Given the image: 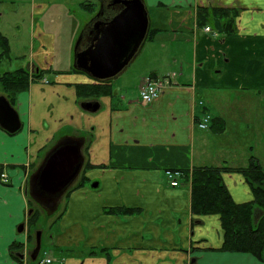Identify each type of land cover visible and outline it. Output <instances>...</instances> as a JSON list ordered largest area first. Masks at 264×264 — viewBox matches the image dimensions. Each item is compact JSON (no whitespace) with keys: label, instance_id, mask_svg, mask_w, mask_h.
<instances>
[{"label":"crops","instance_id":"crops-1","mask_svg":"<svg viewBox=\"0 0 264 264\" xmlns=\"http://www.w3.org/2000/svg\"><path fill=\"white\" fill-rule=\"evenodd\" d=\"M112 2L0 0V53L3 43L9 49L0 64L15 61L49 80L10 101L20 131L0 127V264H27L19 253L37 231L28 223L29 181L54 148L77 139L84 166L49 224L59 232L47 234L57 263L68 264L56 248L71 246L64 234L73 231L74 242L110 253V264H264L251 253L222 251L220 217L192 214L189 182L174 188L165 176L219 168L236 203L254 199L238 171L264 168V0H143L147 39L122 72L98 80L76 67V55L91 44L96 23L120 12ZM168 75L160 96L142 103L148 79ZM87 102L100 108L85 110ZM113 207L140 211H105ZM87 264L105 262L90 257Z\"/></svg>","mask_w":264,"mask_h":264},{"label":"water","instance_id":"water-1","mask_svg":"<svg viewBox=\"0 0 264 264\" xmlns=\"http://www.w3.org/2000/svg\"><path fill=\"white\" fill-rule=\"evenodd\" d=\"M120 12L106 22L95 24L91 44L76 55V67L98 80H109L122 72L148 37L150 19L143 0H115ZM90 112L100 108L98 102L83 103ZM0 127L10 134L20 131L19 114L5 95H0ZM84 165L80 142L64 141L46 157L33 177L37 193L60 198L79 176ZM34 186V185H33ZM36 191L33 194L36 195ZM24 225L19 226L23 231ZM42 232H37L32 260L41 250ZM23 259L24 256L20 255ZM190 264H195L193 259Z\"/></svg>","mask_w":264,"mask_h":264},{"label":"trees","instance_id":"trees-1","mask_svg":"<svg viewBox=\"0 0 264 264\" xmlns=\"http://www.w3.org/2000/svg\"><path fill=\"white\" fill-rule=\"evenodd\" d=\"M216 13L222 15L225 11L217 10ZM4 40L5 38L0 36V42ZM8 55L9 49L3 43L0 63L2 62L1 59ZM32 77L34 78L31 79L24 69H17L13 72H0V84L2 89L9 94L8 97L12 103L15 102L18 93L26 91L31 83L39 81L43 76L41 73H35ZM238 172L244 175L252 188L254 199L247 203L238 204L234 201L225 183L223 170L219 168H197L192 172H183L182 182L187 183L190 181L189 183H191V210L194 215H217L220 217L224 230L222 251L251 253L264 261V168L252 163L249 168L241 169ZM256 209L263 212L261 218H258ZM105 211L113 214L132 215L140 210L113 207ZM39 219V213L33 212L28 222L32 231L34 226L38 224ZM32 237L33 234L30 235V238ZM102 254H108V252L98 253L96 250H92L89 256L95 257Z\"/></svg>","mask_w":264,"mask_h":264},{"label":"rangeland","instance_id":"rangeland-1","mask_svg":"<svg viewBox=\"0 0 264 264\" xmlns=\"http://www.w3.org/2000/svg\"><path fill=\"white\" fill-rule=\"evenodd\" d=\"M211 25H212V27H214L213 24H211ZM9 34H13V29L9 30ZM5 60H7V57L5 58ZM22 65L23 64L16 63L15 61L11 62L10 64H8V61H5V64H0V71H2V70L3 71L4 70L14 71L16 69H19ZM2 90H3L2 86L0 85V94H3ZM233 93L234 92H232V91H225V90L222 92V94L230 95V97H232L233 101H234V100H236L237 95L233 94ZM80 140H81V142H80ZM76 142L82 143L83 139H77ZM84 142H85V140H84ZM84 144H83V146H84ZM33 179L31 181H29V188H28V191L30 194V199H31L30 200V202H31L30 209H34L32 212H38L39 216H40V221L38 222V224L36 226H34L33 230L36 227L37 231L41 230L44 234L43 235V248H42V255H44V251H49L51 249V246H49L47 244V238L50 237L51 233H52L51 235L53 237H56L57 233L59 232L57 226L50 228L49 224L53 221V219H52L53 217H55V218L59 217L58 214H59L60 210H58V207H60V202L62 203L63 197H61L59 199H54L51 201L52 205H50V206L47 205L46 203L42 202V200H40V198L37 197V193H36V196L33 194V191H34L33 189H35V183H34ZM76 181H77V179H76ZM86 183L89 184V188L91 190H96L95 188H92V187H94V184H93L94 182L92 183V182L86 181ZM189 185H190V189H191V183H189ZM191 194H192V189H191ZM62 204L64 205V203H62ZM62 206L60 208H62ZM192 214H194V213H192ZM48 233H49V236L47 237ZM64 235H65V239H64L65 243L70 244L71 246L68 245L67 247H65V249H63V252H62V249H60V248H56V249H57V252L64 253L63 255L61 254V257H64L65 260L67 259L68 264H70V263L83 264V262H84V264H87L90 260V257H91V256H89L90 251L96 250L98 253L100 252V249H90L89 247L86 248V246L84 244H80V242H76V241L74 242V240H72V239H74V236H75L73 231H68L67 233L65 232ZM31 239H33V240L31 241ZM29 241H30V242H28L29 247H27L25 249V252L27 255H29L36 246V233L33 235L32 238H30ZM53 251L57 255V253L54 249H53ZM46 256L48 258H52L53 264H59V263H57L59 261V259L56 258V256L53 255L51 253V251L47 252ZM95 257L96 258H102L104 260L105 264H110V262L112 261L111 260L112 256L110 253L109 254H102L100 256H95ZM26 261H27L26 262L27 264H34V262L30 259H27ZM62 264H64V261L62 262Z\"/></svg>","mask_w":264,"mask_h":264},{"label":"built area","instance_id":"built-area-1","mask_svg":"<svg viewBox=\"0 0 264 264\" xmlns=\"http://www.w3.org/2000/svg\"><path fill=\"white\" fill-rule=\"evenodd\" d=\"M206 31H210V28L207 27ZM172 75L169 77H160L155 79H148L147 83L140 90V100L144 104H149L156 100L162 91L171 84ZM44 82H46L44 80ZM200 128H206V124L201 123ZM166 176L170 181L171 186L176 187L179 185V179L182 177V173L179 171H167ZM3 181H7V175L3 173L1 175ZM51 259H42L39 264H49Z\"/></svg>","mask_w":264,"mask_h":264},{"label":"flooded vegetation","instance_id":"flooded-vegetation-1","mask_svg":"<svg viewBox=\"0 0 264 264\" xmlns=\"http://www.w3.org/2000/svg\"><path fill=\"white\" fill-rule=\"evenodd\" d=\"M113 3L114 2H112V5H113ZM110 5V4H109ZM1 72V71H0ZM1 85V84H0ZM38 198H40V200H42L44 203H46L47 205H52V198L51 197H49V196H42V195H39L38 196ZM35 249V248H34ZM34 249H33V251L29 254V255H27L26 254V252L24 251L23 253H22V255L24 256V260H26V259H30V260H32V255H33V252H34ZM41 252V251H40ZM19 254H21V253H19ZM40 254V253H39ZM39 254H38V256H39ZM37 256V257H38Z\"/></svg>","mask_w":264,"mask_h":264}]
</instances>
